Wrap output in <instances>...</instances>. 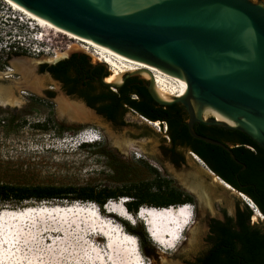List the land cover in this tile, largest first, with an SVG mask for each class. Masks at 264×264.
Masks as SVG:
<instances>
[{
  "label": "rangeland",
  "instance_id": "374dc122",
  "mask_svg": "<svg viewBox=\"0 0 264 264\" xmlns=\"http://www.w3.org/2000/svg\"><path fill=\"white\" fill-rule=\"evenodd\" d=\"M262 1L264 2V0ZM12 9L5 1H0V40H7V35L12 34L14 37L16 36L12 41L19 40L20 42L30 43L34 46L42 45L44 53L40 55L20 53L24 55L13 56L7 60L6 57L9 53L8 51H3L0 53V66H4V68L0 70V73L6 74V76L9 74V78L17 79L19 74L15 71V64L21 61L39 64L36 72L34 70V73H36L35 77L44 79L42 89L53 92L54 98L50 104L36 102L33 97L45 100L47 99V95H42L41 93L37 95L31 92L22 94L19 90L14 89V95L21 100V104L17 107H4L0 105V183L29 186L86 187L97 190H118L131 184L146 183L148 184V203H150L159 199L160 195H162L158 192L160 195L155 193L157 189L150 191V187L154 188V183L169 182L172 187L178 189L183 195L192 196L194 200L192 203L185 204L194 209V219L193 225L185 232L184 238L178 246L181 247L178 253L160 255L159 250L162 249L149 237L147 227L143 221L137 219L136 225H132L114 215L113 219L107 218L108 214L105 210V205L100 210L104 214L105 221L117 223L116 226L121 227L125 232L126 225L144 230L148 241L146 252L143 249L141 251L146 264H187L188 262L195 261L196 258L194 256L205 248L204 241L208 234L207 225L209 217L218 216L221 212H226L229 216L234 217L237 207H243L244 201L250 203L249 199H241L232 191L224 188L223 185L214 183L209 168L205 164L196 162L188 153H185L186 165L180 172H176L169 164L162 162L159 155L158 137L164 133H158L154 126L149 124L148 120L143 119L141 115L133 110H127L124 115L123 122L125 126L123 127L112 126L89 111L93 118L89 123L73 122L68 117L61 115L58 110V99L63 98L80 106H83L84 103L68 96L65 93L64 86L62 87L49 73H41V65H54V62L69 58L75 53L87 55L93 65L103 64L98 63L91 53L83 51L80 48V42L61 34L55 35V37L59 36L57 39L42 37L43 41L41 43L33 41L34 36H42L43 33L47 34V31H43L27 16ZM48 38L53 41L51 43L47 42ZM67 46H70L69 50H67ZM108 73L110 75L109 70ZM138 77L145 80L141 76ZM84 109L87 110L85 107ZM49 120L53 122L51 129L48 131L36 129L35 126L37 124H43ZM59 125L78 129V131L61 133ZM148 128H151V131L154 133V137L150 143H148V137L140 140L139 136H137V133L141 131L148 132ZM88 130L97 131L101 137V141L96 144H89L92 147L78 146L76 141H74V137ZM119 142L123 144L121 146L124 149L119 147ZM197 169H200L204 173L203 182H205L206 187L217 188L214 191L215 195L211 196L210 207L204 204V200L203 204L200 203L197 197L191 195L187 190L188 185L198 184L197 190L200 193L202 192L199 185L200 181H194L190 177L191 174H195ZM159 177L161 179H158ZM128 199L132 201L131 198ZM119 200H110V202L115 203ZM195 202L200 205L199 209L196 208ZM75 203H78V205L72 207ZM93 204L91 202L52 201L26 202L20 206L15 204L0 206V214L2 213L1 216L4 217L5 213L3 211L5 210L19 212V210L22 211L30 207L29 209L33 208L36 211V214L31 212L34 213L33 217L28 214L23 218L25 219L24 221L20 222V224H15L17 226V229H15L16 236L18 237L16 240H19V244L11 250L12 255H15L14 258H25L26 261L29 258H37V261H35L38 264H71V260H74V258H98V255L105 250V243L101 240L94 247L93 243L84 242V231L87 230V225H84L85 218H83L82 222L80 221L84 212H87V216L91 214L89 212L95 208ZM55 205L63 206L64 208L68 207V210H76H72L73 216L70 214L71 216L66 217L63 214L59 220L57 213L56 217L50 213H46L47 219L45 217L40 218L39 215L43 211L48 212V208ZM143 207L149 208L151 206L144 205ZM96 208H99V206ZM63 212L65 213L66 211ZM62 219L66 220L64 224L69 223L67 224V228L61 222ZM76 219L79 222H76ZM105 221L102 226H107L108 231H115L112 228V224H105ZM254 221L255 223L251 220V225L258 228L262 227L263 217H256ZM9 222L13 223L14 221L9 220L8 224ZM78 223L79 225H84V231L81 230V226ZM1 225L3 226L2 221L0 227H2ZM74 225L76 226L75 228L73 227ZM60 228H64L63 237L59 235L53 237L50 239L49 244L46 243V238L43 240L39 238L41 232H45L47 229L58 231ZM189 250L191 251L188 252ZM55 252H57L61 259L55 258ZM163 252L167 251L163 250ZM63 260L65 261L63 262Z\"/></svg>",
  "mask_w": 264,
  "mask_h": 264
},
{
  "label": "water",
  "instance_id": "95a60500",
  "mask_svg": "<svg viewBox=\"0 0 264 264\" xmlns=\"http://www.w3.org/2000/svg\"><path fill=\"white\" fill-rule=\"evenodd\" d=\"M11 1L62 30L130 60L183 77L188 84L187 95L171 103L158 98L153 81H148V90L161 106L178 103L185 107L189 134L194 139L220 146L233 156L223 143L196 134L194 127L199 123L243 132L264 149L262 0ZM134 76L140 75L127 74L122 84L114 86L102 77L101 84L116 91ZM9 77H0V86H11L21 79V75L17 79ZM20 86L21 93L31 92L27 84ZM47 92L42 89L41 94ZM82 107L99 118L87 105ZM207 109L235 126L214 117L206 119ZM249 201L251 204L244 202L254 213L252 205H256Z\"/></svg>",
  "mask_w": 264,
  "mask_h": 264
},
{
  "label": "trees",
  "instance_id": "16d2710c",
  "mask_svg": "<svg viewBox=\"0 0 264 264\" xmlns=\"http://www.w3.org/2000/svg\"><path fill=\"white\" fill-rule=\"evenodd\" d=\"M15 37L8 34L6 42L5 40L0 42L13 46L17 43V41L12 42ZM22 55L24 54L16 53L14 56ZM3 68L4 66H0V70ZM40 71L49 73L53 79L63 83L68 96L78 92L89 108L98 116L106 115L107 119L114 121L116 126H125L123 118L127 110H133L152 122L166 121L172 142L176 137L188 139L191 144L189 149L212 172L247 196L261 211L263 224L258 228L251 225L253 211L244 203L243 207L238 206L236 223L232 224L234 219L228 217L229 224H219L214 232V247L204 257L196 258L195 261L187 264H264V149L243 132L199 123L194 127L196 134L223 143L233 156L220 146L194 139L188 131L189 116L184 106L178 103L170 106L157 104L149 93V82L138 76L129 78L121 88L112 91L101 84V78L109 76L106 67L93 65L85 54L75 53L57 64L41 65ZM53 98L54 93L49 91L45 100L33 97L36 102L49 104ZM52 123V120H49L35 127L38 130L48 131ZM59 129L61 133L78 131L63 125H59ZM83 147H92V145L86 144ZM153 185L154 188L150 187V191L157 189L155 193L162 195L159 199L148 203L146 183L131 184L118 190L0 183V206L12 204L20 206L26 202L77 201L91 202L102 208L110 200L117 201L126 197L132 199L127 204L128 211L135 214L144 205L167 208L193 202L192 199L183 200L184 195L169 182L162 181ZM125 230L139 239L141 250L146 252L148 240L144 230L129 225L125 226Z\"/></svg>",
  "mask_w": 264,
  "mask_h": 264
},
{
  "label": "bare ground",
  "instance_id": "6f19581e",
  "mask_svg": "<svg viewBox=\"0 0 264 264\" xmlns=\"http://www.w3.org/2000/svg\"><path fill=\"white\" fill-rule=\"evenodd\" d=\"M3 1H5L11 8H13L14 11L20 12L21 14L27 16L31 21L35 22L37 26H39L43 31H47V34L43 33L42 36L39 38L40 41H43L44 37H50L52 39H57L59 38V36L55 37V35L61 34V35L67 36L68 38L74 41L80 42L81 43L80 48L83 51L91 53V55L95 57L98 63H101L107 66L110 72V75L105 79V82L107 84H110L112 86L122 84L123 78L125 75L132 74V73H138L145 80L153 81L155 92L158 98L163 102L171 103L173 102L174 99L184 98L187 95L188 84L183 77H178V76L166 73L158 68L149 66L147 64L130 60L120 54H117L116 52L112 51L111 49L107 47L98 45L91 40L78 37L72 33H69L65 30L58 28L57 26L36 16L35 14H32L31 12H29L28 10H26L25 8H23L22 6L16 4L15 2L11 0H3ZM254 1L256 2V0ZM51 33L54 36H52ZM68 49H70V46L68 47ZM38 65L39 64H36V63L31 64V63H26L23 61L15 64V67H16L15 71L16 73L21 75V79H19L18 81H15L16 83L11 85L12 87L11 86L10 87L0 86V105L1 106L17 107L21 104V100L18 99L14 95V89L19 90L21 88L20 86L21 84L28 85V82H29L28 88L32 93H35L37 95L41 93L42 87L44 86V79L36 78L35 77L36 74L34 73V70L36 69ZM2 76L5 77L4 74L1 73L0 77ZM58 110L61 113V115L68 117L73 122H79V123L88 122L89 123L93 119L92 115L87 110H85L82 106L75 104V103H71L68 100L63 99V98L58 99ZM204 117L206 119L209 117H214L219 122H224L230 126H235L233 122L229 121L227 118L221 116L220 114H218L217 112L211 109H207L205 111ZM149 124H151L154 127H159L158 122L157 123L149 122ZM94 142H92V144ZM119 147L124 149V147L121 145H119ZM194 159L196 161H200V159L196 157L195 155H194ZM210 174L213 176L212 180L214 183H219L223 185L224 188H226L229 191H232L234 194L239 196L241 199L245 200L247 198L244 194L235 190L229 184H227L226 182L221 180L219 177L214 175L211 171H210ZM204 176H205L204 173L200 169H197L192 178L194 179V181H200V188L202 192L200 193L196 188H190V190L192 189V191L197 195V197L202 201L204 200L205 204H207L210 207V203H211L210 200L212 198L211 196L215 195L214 191L217 188L216 187L215 188L206 187L205 182H203ZM123 199L124 200L122 201H118L116 205L112 204V205H109L108 207H105V210L110 211L109 213H107L108 214L107 218L113 219L114 216H117L131 223L132 225H136L137 219L143 221L144 223H146L145 226L147 227V233L149 234V237L152 239V241L157 246H159L162 249V251L163 250L164 251L175 250L181 244L184 238L185 232L193 225L194 210L189 205H187V207H183L184 205H181L180 207L160 208V210L154 207L152 208L149 207L148 210H141V211L139 210L140 211L138 212L139 214H136V215L134 214L135 216L129 211H127V213L120 215L119 213H121V209L122 208L126 209V205L128 204V202H130L129 199L126 197H124ZM75 206L76 204L73 205V207ZM57 207H59L60 209ZM29 208H25V210H29ZM252 208L254 210V218H253L254 220L256 219V217L257 218L263 217V215L259 213V211L254 205H252ZM36 210H39V209H36ZM72 210H76V209L68 210V207L64 208L63 206L55 205L51 208H48V212L43 211V213L40 214L39 216L40 218L45 217L47 219L46 213H50L54 217H56V213H57L58 220H59L60 216L63 214L66 217L71 216V215L73 216V214L71 213ZM83 210L85 211L84 208ZM63 211H66V212L64 213ZM3 212L5 213V217L1 216L2 213L0 214V223L2 221V224H3V226L1 225L2 227H0V236L8 237L7 239L8 242L3 243L2 242L3 238L0 240V264H38V262H36L37 258H29L28 261H26L25 258H9L8 255H12L13 253L11 252V250H10V253H7L8 251L6 250L7 246L12 245V243L9 244L10 243L9 241L13 240V238L17 234L15 231V229H17L16 228L17 226H15V222L22 220L28 214H30V216H33L31 214H34V213H31V211L18 212L15 210H5ZM89 213L91 214L87 216V212H84V215L82 214L83 216L81 217V220H80L82 222L83 218H85L84 225L85 224L87 225L86 231H84V228H85L84 225L83 224L79 225L78 223V225L81 226V230L85 232L83 241L88 242V243H93L94 247H96L98 243H100L101 240H103L105 243V246H104L105 250L102 251L100 255H98V258H84V259L74 258V260H71L73 262V263L71 262V264H146L145 258L140 248L139 240L138 238H136V236L128 233L127 231L125 232L123 230L119 232V229H121V227L118 230L115 229V226L117 223L111 222V221H108V222L105 221V224L111 222L112 228L115 229V231L114 230L108 231L107 226L106 227L102 226L104 222L103 219L105 218L103 214L101 213L100 208H94ZM3 219H7V220L4 221ZM8 219L13 220L14 222L13 223L9 222L8 224V221H9ZM58 220L56 221L58 222ZM64 221L66 220H63V219L61 220L63 224H64ZM76 222H79V220H77ZM67 224H64L65 228H67ZM73 227L75 228L76 226L74 225ZM63 231H64V228H60L58 231L47 229L45 232L44 231L41 232V234L39 235V238H42V240L46 238L45 239L46 243L49 244L51 238L56 237L58 235L60 237H63L62 235ZM54 233H57V234H54ZM11 236H14V237L12 238ZM39 238L37 239L39 240ZM3 248H4V252H3ZM100 249H102V247H100ZM4 253L6 255H4ZM54 255L56 259H61V257L57 254V252H55ZM65 260H63V262ZM78 260L79 262H77ZM40 262L41 261L39 259V263Z\"/></svg>",
  "mask_w": 264,
  "mask_h": 264
},
{
  "label": "flooded vegetation",
  "instance_id": "af4514ba",
  "mask_svg": "<svg viewBox=\"0 0 264 264\" xmlns=\"http://www.w3.org/2000/svg\"><path fill=\"white\" fill-rule=\"evenodd\" d=\"M16 53H9L7 54V57H13ZM67 58H64L62 60H65ZM62 60H59L58 62L62 61ZM58 62H54V64H57ZM18 74V73H17ZM9 75V74H8ZM4 76H6V74H4ZM51 76V75H50ZM52 77V76H51ZM53 78V77H52ZM55 80V79H54ZM59 84L62 85V87L64 86L63 83H61L60 81H57ZM64 88V87H63ZM66 93V91H65ZM72 98L74 99H77V100H80L82 101L85 105H86V101L84 98H82L80 96V94L78 92H75L73 95H71ZM185 108V107H184ZM188 114V113H187ZM103 121L107 122L108 124L114 126L115 125V122L114 121H109L107 119V116L106 115H101L99 116ZM143 117V116H142ZM146 120V118H145ZM148 122H151V123H157V122H152L150 121L149 119H147ZM159 123V127H154L158 133H164L163 135L159 136L158 137V141H159V155L162 159V162H165L167 164H169L176 172H180L182 171V169L185 167L186 165V160H185V153H188L192 156V159H194V155L196 157H198L196 154H194V152H192L191 149H189L191 147V144L189 142L188 139L184 138V137H176L173 142L171 141V135L169 133V128H168V123L165 121V122H158ZM189 131V129H188ZM137 136H139L140 140H142L143 138H146L148 137V143L151 142V140L153 139L154 137V133L151 131V128H148V132L146 131H141L140 133H137ZM143 136V137H142ZM119 145H123L121 142H119ZM199 158V157H198ZM200 159V158H199ZM195 160V159H194ZM196 161V160H195ZM201 161V162H200ZM200 161H196V162H199V163H202V164H205L201 159ZM206 165V164H205ZM207 167V165H206ZM208 168V167H207ZM190 177H193V174H191ZM158 179H161V177H159ZM195 184V182H194ZM200 185V183H199ZM187 186V185H186ZM190 186V187H189ZM190 188H198V184H195V185H188L187 186V190L190 192L191 195H194L195 193L192 191V189L190 190ZM186 190V188H185ZM194 197H197V195L195 194ZM184 199H192L193 200V197L192 196H186L184 195L183 198ZM197 199L199 200L200 203H204L202 200H200L198 197ZM194 201V200H193ZM205 204V203H204ZM206 205V204H205ZM195 206L197 209L200 208V205L195 202ZM175 207V206H174ZM179 207V206H178ZM194 210V209H193ZM228 217L230 218H233L234 221L232 224L236 223V219H237V209H236V212L234 214V217H231L229 216L228 213L226 212H221L218 214V216H210L209 217V221H208V225H207V229H208V234L206 235L205 237V241H204V244H205V248L203 249V251L199 252V254L195 255L194 258H201V257H204L208 252L209 250H211L213 247H214V237H215V234L214 232L216 231L217 227L219 226V224H229L228 223ZM254 218V217H253ZM252 218V222L255 223L254 219ZM187 241V239H186ZM186 241H185V244H186ZM184 244V245H185ZM183 245V246H184Z\"/></svg>",
  "mask_w": 264,
  "mask_h": 264
},
{
  "label": "built area",
  "instance_id": "2783aa9c",
  "mask_svg": "<svg viewBox=\"0 0 264 264\" xmlns=\"http://www.w3.org/2000/svg\"><path fill=\"white\" fill-rule=\"evenodd\" d=\"M3 1V0H0ZM13 10V9H12ZM14 11V10H13ZM41 35H37L34 36L33 41H36L39 43H41L40 38ZM20 38V37H18ZM47 42H52V39L48 38ZM5 48V51H8V53H33L34 55H40L41 53H44V49L42 48V45H32V44H27V43H23L20 42L19 40H17V43H15L13 46H8L7 44H5L3 46ZM69 46H67V50ZM2 49V45L0 44V50ZM48 51V50H47ZM47 53V52H46ZM136 99V97H135ZM143 119H145L144 117H142ZM147 120V119H146ZM76 144L78 146H81L82 143L84 142H90L92 144L93 141H95L96 139H100L101 137L99 135V133L95 130H88V131H84L82 133L77 134L75 137ZM98 142H94L93 144H96Z\"/></svg>",
  "mask_w": 264,
  "mask_h": 264
},
{
  "label": "crops",
  "instance_id": "0c3cea01",
  "mask_svg": "<svg viewBox=\"0 0 264 264\" xmlns=\"http://www.w3.org/2000/svg\"><path fill=\"white\" fill-rule=\"evenodd\" d=\"M180 248L181 247H178L176 248L174 251H167V252H163L162 250H159L160 251V255H169V254H174V253H178L180 251ZM191 250H189L188 252H190Z\"/></svg>",
  "mask_w": 264,
  "mask_h": 264
},
{
  "label": "clouds",
  "instance_id": "9594fccd",
  "mask_svg": "<svg viewBox=\"0 0 264 264\" xmlns=\"http://www.w3.org/2000/svg\"><path fill=\"white\" fill-rule=\"evenodd\" d=\"M14 41H17V40H14ZM14 41H12V42H14ZM5 42H6V40H5ZM0 44L2 45V49L0 50V52L1 51H5V48L3 47L5 44H4V42H0ZM101 140L100 139H96L95 140V142H100ZM94 142V141H93ZM85 144H88V142H84V143H82V145H85ZM248 204H249V202H247ZM175 207H177V206H175ZM146 224V223H145Z\"/></svg>",
  "mask_w": 264,
  "mask_h": 264
}]
</instances>
